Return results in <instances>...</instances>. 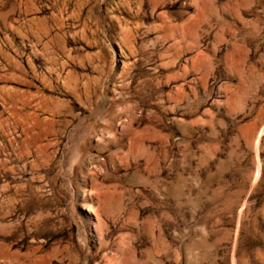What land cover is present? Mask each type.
<instances>
[{
    "label": "rangeland",
    "instance_id": "374dc122",
    "mask_svg": "<svg viewBox=\"0 0 264 264\" xmlns=\"http://www.w3.org/2000/svg\"><path fill=\"white\" fill-rule=\"evenodd\" d=\"M0 264H264V0H0Z\"/></svg>",
    "mask_w": 264,
    "mask_h": 264
}]
</instances>
